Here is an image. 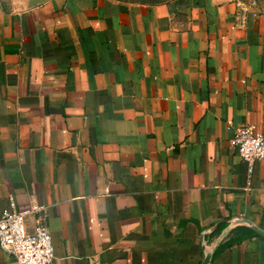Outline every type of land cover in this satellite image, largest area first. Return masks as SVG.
Segmentation results:
<instances>
[{"label": "crops", "instance_id": "obj_1", "mask_svg": "<svg viewBox=\"0 0 264 264\" xmlns=\"http://www.w3.org/2000/svg\"><path fill=\"white\" fill-rule=\"evenodd\" d=\"M0 0V213L39 218L50 264H200L199 233L264 230V17L239 0ZM226 224L203 237L213 244ZM0 264L13 258L0 251ZM208 264H264L234 226Z\"/></svg>", "mask_w": 264, "mask_h": 264}, {"label": "built area", "instance_id": "obj_2", "mask_svg": "<svg viewBox=\"0 0 264 264\" xmlns=\"http://www.w3.org/2000/svg\"><path fill=\"white\" fill-rule=\"evenodd\" d=\"M254 2L240 4L242 14L247 8L253 9ZM254 10V9H253ZM230 147L246 166L249 176L255 164L264 158V136L254 125L240 126L230 141ZM41 210L31 206L24 211H17L14 203L8 201L0 213V251L13 258V264H50L53 258L50 235L39 218L34 219L35 226L27 232L24 221Z\"/></svg>", "mask_w": 264, "mask_h": 264}, {"label": "water", "instance_id": "obj_3", "mask_svg": "<svg viewBox=\"0 0 264 264\" xmlns=\"http://www.w3.org/2000/svg\"><path fill=\"white\" fill-rule=\"evenodd\" d=\"M17 1H18V4L16 5L17 9L20 11H24L37 7L45 3L47 0H17ZM219 224H226V226L220 231L213 244L206 248L204 245L203 237L205 235L212 233ZM234 226H244L250 229L253 233L258 235L259 237L264 239V230L258 228L255 224H253L251 221L247 219L233 216L226 220L216 222L210 228L205 229L199 233L198 239L200 242V249L203 255L200 264H208L213 249L220 242V240L228 233V231Z\"/></svg>", "mask_w": 264, "mask_h": 264}, {"label": "rangeland", "instance_id": "obj_4", "mask_svg": "<svg viewBox=\"0 0 264 264\" xmlns=\"http://www.w3.org/2000/svg\"><path fill=\"white\" fill-rule=\"evenodd\" d=\"M124 2H150L155 0H122ZM244 4L254 2L253 9L259 14L264 17V0H239Z\"/></svg>", "mask_w": 264, "mask_h": 264}, {"label": "trees", "instance_id": "obj_5", "mask_svg": "<svg viewBox=\"0 0 264 264\" xmlns=\"http://www.w3.org/2000/svg\"><path fill=\"white\" fill-rule=\"evenodd\" d=\"M119 1H122V0H119ZM164 1H166V0H155V1H150V2H135V3H146V4H160V3H163ZM122 2H124V1H122ZM130 3H132V2H130Z\"/></svg>", "mask_w": 264, "mask_h": 264}]
</instances>
